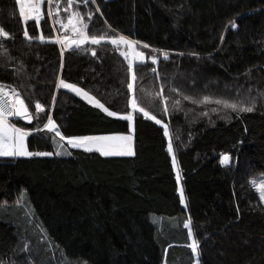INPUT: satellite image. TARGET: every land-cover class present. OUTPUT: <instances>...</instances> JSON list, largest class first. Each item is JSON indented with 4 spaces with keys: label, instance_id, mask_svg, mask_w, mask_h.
Segmentation results:
<instances>
[{
    "label": "trees",
    "instance_id": "1",
    "mask_svg": "<svg viewBox=\"0 0 264 264\" xmlns=\"http://www.w3.org/2000/svg\"><path fill=\"white\" fill-rule=\"evenodd\" d=\"M44 4L39 27L27 22L37 37L29 42L16 0H0V26L10 33L0 37V83L16 88L29 106L31 121L14 120L31 132L28 150L54 153L55 141L62 142L40 130L49 115L66 137L129 132V121L57 88L58 78L122 115L132 111L135 96L169 125L170 135L137 111L132 156L68 147L66 156L0 159V264H264V206L250 183L264 174V98L253 112L239 114L187 101L176 111L170 99L165 115L154 97L161 83L175 97L167 85L191 89L193 79L197 90L225 96L264 91V0H97L99 15L89 3L74 5L93 12L92 33L115 31L147 43L140 49L146 57L158 55L153 49L169 53L156 65L150 58L138 64L131 92L127 61L110 43L66 50L60 67L59 45L38 39L63 34ZM60 6L66 18V0ZM224 154L227 164L220 162Z\"/></svg>",
    "mask_w": 264,
    "mask_h": 264
},
{
    "label": "snow or ice",
    "instance_id": "2",
    "mask_svg": "<svg viewBox=\"0 0 264 264\" xmlns=\"http://www.w3.org/2000/svg\"><path fill=\"white\" fill-rule=\"evenodd\" d=\"M49 5L55 4V8L49 10L48 15L52 17L53 25H60V30L65 34L63 36L57 35L56 37H45L41 34L38 39L41 42L50 40L53 43L61 45V65L63 68V57L66 50L73 48H80L82 45H100L102 42L110 43L115 46L116 50L120 51V55L124 57L127 61L126 72L129 75L130 79L127 82V88L131 92L134 89V81L139 77V67L138 64H143L146 59L150 58L151 63L156 65L159 60L158 57L162 56L165 61L170 59L169 53L165 50L153 49L158 55H151L146 57L145 53L139 50L138 45L142 44V47L147 49L151 46L147 43H142L131 39L130 37L120 34V35H108V34H94L90 31V23L93 12L88 11L82 13L74 5L88 3L97 4V0H66V6L63 8V11L67 13L66 18H61L60 13L62 11L60 6V0H48ZM16 4L19 6V15L22 20L25 22L24 37L29 41L37 39V37L30 35L27 29V22L30 19H34L37 27H39L40 21L42 19L41 12V0H16ZM96 11H100L99 5L96 7ZM233 29L237 28L238 25L234 22H230ZM111 28V26H108ZM114 31V30H113ZM72 35H68V33ZM0 37L5 39L10 37L9 31L5 30L4 27L0 26ZM223 40V37H221ZM123 46V48H122ZM4 46L0 44V48ZM8 50L4 48L6 53ZM92 55H96V49H92ZM183 55V53H181ZM191 55L197 56L199 54L192 53ZM151 72L155 75L157 79H161V73L157 70L156 67L151 68ZM196 81L193 79V85L191 89H184L174 83H169L167 85V90L171 93H175V97H169L165 95V83H161L160 91L154 93V97L158 98L163 102V112L165 115H171L169 109V100L171 99V107L173 110L179 111L183 110V102H190L194 106L209 104H214L217 107H212V113H219L221 110L226 112L230 110L231 112L239 113H248L253 112L257 108V103L259 98H264V91L259 92L257 95H252V89L249 88L244 94H238L235 97L225 96L205 90H197L195 87ZM63 87L75 92L77 95L82 96L89 103L95 104L96 107L102 109L110 117L120 116L121 119L129 121V128L132 127L131 121L133 120V112H140L146 118L155 121L156 124H163L164 135L169 136V125L164 123L162 119L157 118L156 115L152 114L145 107L141 106L138 102V99L133 96L129 100V106L132 111L125 114H120L116 111L110 110L103 103L100 102L95 96L90 95V93L84 90L81 87H78L76 84L67 83L64 79H59L57 88ZM227 87V86H226ZM205 89L208 88V85L204 86ZM55 99V97H54ZM42 105L36 103V109L40 110ZM187 111H193V109H188ZM187 114V113H186ZM201 115L206 116L208 112L201 111ZM10 117H19L23 118L26 121H31L33 116L29 112V106L25 103L24 99L21 98V93H19L16 88H8L3 83H0V156H51L52 152H32L28 150L26 143V138L29 135V130L24 127H18L16 123L12 122ZM227 118V117H225ZM45 129L50 131H55V135L60 137V140H67L68 144L73 148H83L86 151H92L95 148L102 156H125L132 155L131 148V136L124 135H112V136H64L54 119L49 116L47 123L44 125ZM169 153L173 152V144L171 138L168 143ZM59 155V153H56ZM230 160L229 155L224 154L221 157V164H227ZM173 166H176V158L173 155ZM180 176L177 173V181L179 182ZM251 186L259 194V199L261 202H264V180L256 181L253 180L250 182ZM181 203H184V192L183 189H179ZM185 227L189 229L188 236L192 238V243L190 248L193 253H198V242L193 238V230L191 229L188 223L185 224ZM24 250H27V245L24 246ZM199 264V262H197Z\"/></svg>",
    "mask_w": 264,
    "mask_h": 264
},
{
    "label": "rangeland",
    "instance_id": "3",
    "mask_svg": "<svg viewBox=\"0 0 264 264\" xmlns=\"http://www.w3.org/2000/svg\"><path fill=\"white\" fill-rule=\"evenodd\" d=\"M43 2H46V5L44 4V6H45V9H46V11H47V13H49V10H50V8H51V5H49V3H48V0H41V8H42V3ZM89 4H91V5H93V7H94V10H95V12L99 15L100 14V11L99 12H97L96 11V7H97V4H92V3H89ZM79 7H81V6H83L84 4H77ZM88 9H89V7H88ZM41 11H43V8H42V10ZM23 21V20H22ZM63 34L62 35H60V36H63L65 33L64 32H62ZM121 33H118V32H115L114 31V33H113V35H120ZM68 35H72L70 32L68 33ZM124 35V34H123ZM57 36V33L55 34V37ZM132 39V38H131ZM59 45V44H58ZM75 48V46H73V49ZM122 48H123V46H122ZM138 48H139V50L140 49H145V48H143L142 47V44L141 45H138ZM59 49H60V53H61V45H59ZM69 50V49H68ZM59 79L60 78H58V81H57V84L59 83ZM79 87V86H78ZM61 88H63V87H61ZM65 89V88H64ZM66 90H68V91H70V92H72L73 94H75V95H77L75 92H73V91H71V90H69V89H66ZM91 95V94H90ZM78 97H80L82 100H84L85 102H87L88 104H90L91 106H94V107H96L95 106V104H92V103H89L86 99H84L82 96H79V95H77ZM53 104V103H52ZM96 108H98V107H96ZM99 110H101V111H103L102 109H100V108H98ZM132 110V109H131ZM104 112V111H103ZM104 113H106V112H104ZM107 114V113H106ZM50 116V115H49ZM48 116V117H49ZM114 118H120V116H117V117H114ZM14 120H16V119H14ZM14 120H12V122H14V123H16ZM20 121H22V122H27L26 120H24V119H20ZM47 121H48V118H47V120H46V123H47ZM45 123V124H46ZM130 123V122H129ZM44 124V125H45ZM131 124H132V127L131 128H129V132L128 133H126V134H106V135H90V136H112V135H124V136H131V148H132V152H133V154H134V138H133V129H134V125H133V121H131ZM40 130H45V128H44V126L40 129ZM29 133H31V132H29ZM54 135H55V132H52ZM58 137V136H57ZM58 138H60V137H58ZM26 143H27V138H26ZM68 147H72L71 145H69L68 144V142H67V140H63L62 142L61 141H55V150H54V153H53V155H51V156H54V155H56V156H66V155H68L69 153H68V150H67V148ZM80 149H83V148H80ZM85 150V149H84ZM93 150L94 151H96L95 150V148H93ZM98 152V151H97ZM56 153H59V155H57ZM99 153V152H98ZM100 154V153H99ZM132 154V155H133ZM172 154V153H171ZM132 155H125V156H132ZM114 156H119V155H114ZM22 157H28V156H17V157H10V156H0V159H13V158H22ZM31 157H34V156H31ZM36 157H49V156H36ZM173 158V157H172ZM253 180H256V181H260V180H264V174L263 175H260V176H257L255 179H253ZM255 190V189H254ZM256 191V190H255ZM256 193H257V191H256ZM178 194H179V197H180V191L178 192ZM257 195H258V197H259V194L257 193ZM180 201H181V199H180ZM262 204H263V206H264V202H262ZM181 205H182V207L184 208L185 207V205H184V203H181ZM186 223H188V222H186ZM189 224V223H188ZM187 230L189 231V229L187 228ZM191 240H190V244L192 243V238H190ZM165 264V263H164ZM195 264H197V259H195Z\"/></svg>",
    "mask_w": 264,
    "mask_h": 264
},
{
    "label": "water",
    "instance_id": "4",
    "mask_svg": "<svg viewBox=\"0 0 264 264\" xmlns=\"http://www.w3.org/2000/svg\"><path fill=\"white\" fill-rule=\"evenodd\" d=\"M72 49V48H71ZM15 118H17V119H23V118H19V117H15ZM45 130H47V131H49V132H55L54 130L53 131H50V130H48V129H45Z\"/></svg>",
    "mask_w": 264,
    "mask_h": 264
}]
</instances>
